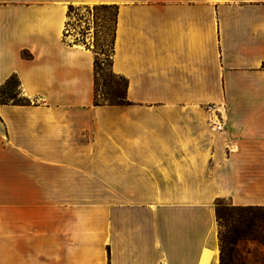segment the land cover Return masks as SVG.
<instances>
[{
    "label": "crops",
    "instance_id": "0c3cea01",
    "mask_svg": "<svg viewBox=\"0 0 264 264\" xmlns=\"http://www.w3.org/2000/svg\"><path fill=\"white\" fill-rule=\"evenodd\" d=\"M71 6L115 9L124 103ZM263 65L264 0H0L30 100L0 104V264H220L216 202L264 206Z\"/></svg>",
    "mask_w": 264,
    "mask_h": 264
},
{
    "label": "rangeland",
    "instance_id": "374dc122",
    "mask_svg": "<svg viewBox=\"0 0 264 264\" xmlns=\"http://www.w3.org/2000/svg\"><path fill=\"white\" fill-rule=\"evenodd\" d=\"M68 33L84 40L96 54L98 73L96 95L100 103L123 102L126 81L112 70V42L115 30V9L103 6H73L69 8ZM89 42V43H88ZM225 206L234 205L228 199H219ZM90 202V201H88ZM224 221L231 225L236 212L222 207ZM223 233L226 228L221 229ZM234 264H264V244L243 240L233 250Z\"/></svg>",
    "mask_w": 264,
    "mask_h": 264
},
{
    "label": "trees",
    "instance_id": "16d2710c",
    "mask_svg": "<svg viewBox=\"0 0 264 264\" xmlns=\"http://www.w3.org/2000/svg\"><path fill=\"white\" fill-rule=\"evenodd\" d=\"M73 6L70 7V9ZM115 39V30L112 42V52ZM25 57H30L24 52ZM264 66V65H263ZM98 62L95 58V76L97 81ZM96 104H102L95 97ZM125 102H118L122 104ZM17 104L28 105L30 100L22 95L20 89V80L16 74H12L6 82L0 86V104ZM222 207L234 210L236 216L234 223L228 225L224 221ZM217 218L219 223V240H220V264H234V247L243 240H255L260 244H264V206H229L223 205L220 200L216 202ZM226 228L225 233L222 228Z\"/></svg>",
    "mask_w": 264,
    "mask_h": 264
},
{
    "label": "built area",
    "instance_id": "2783aa9c",
    "mask_svg": "<svg viewBox=\"0 0 264 264\" xmlns=\"http://www.w3.org/2000/svg\"><path fill=\"white\" fill-rule=\"evenodd\" d=\"M66 31L68 32V28H67ZM207 110L209 112H212L213 111V106H209L207 108ZM211 122H212L213 126L216 128V130H222V128H223L222 117L213 116V119H211Z\"/></svg>",
    "mask_w": 264,
    "mask_h": 264
}]
</instances>
